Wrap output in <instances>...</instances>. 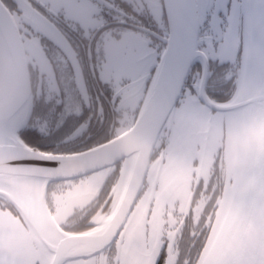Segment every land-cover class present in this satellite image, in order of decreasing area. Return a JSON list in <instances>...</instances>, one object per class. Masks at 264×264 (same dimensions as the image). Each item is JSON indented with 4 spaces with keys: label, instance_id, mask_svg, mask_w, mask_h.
<instances>
[{
    "label": "flooded vegetation",
    "instance_id": "af4514ba",
    "mask_svg": "<svg viewBox=\"0 0 264 264\" xmlns=\"http://www.w3.org/2000/svg\"><path fill=\"white\" fill-rule=\"evenodd\" d=\"M1 1L17 26L20 19L36 20L40 25L38 34L29 25V33L19 26L21 37L36 43L25 50L34 100L27 129L43 138L37 141L36 148L66 154L94 148L117 137L120 133L116 99L112 88L99 76L106 42L113 32H139L147 37L149 48L159 58L164 48L162 39L168 34L163 0ZM196 1L199 25L205 22L203 29L199 27L198 49L208 60L209 74L202 80L201 65H193L182 97L190 98L198 107L197 121L187 124L179 134L173 131L172 124H166L154 146L136 203L112 244L91 258L65 264H197L204 253L223 195L231 183L223 162L225 114L210 110L204 99L223 105L237 81L242 51V0ZM224 3L231 16L227 28L221 15L214 18L209 12L205 16L206 8L214 12L217 4ZM234 4L241 6L236 12L232 9ZM214 23L225 32V39L220 42L215 38ZM231 52L232 62L227 59ZM120 165L100 171L106 172L107 177L99 180L94 198L88 199L89 191L80 189L81 185L71 190L76 194L75 202L82 205L73 208L64 223L57 220L56 210L62 204L57 199L63 196V189L87 177L49 185L46 206L63 231H90L94 220L108 215L110 191ZM0 210L5 215L10 212L1 202ZM2 224L0 237L11 246L15 260L19 264H41L28 246L23 247V239L17 231H11L9 222Z\"/></svg>",
    "mask_w": 264,
    "mask_h": 264
},
{
    "label": "water",
    "instance_id": "95a60500",
    "mask_svg": "<svg viewBox=\"0 0 264 264\" xmlns=\"http://www.w3.org/2000/svg\"><path fill=\"white\" fill-rule=\"evenodd\" d=\"M241 5L242 51L235 93L223 105L204 99L210 110L225 114L223 162L231 183L201 264H264V0H242ZM163 7L168 30L165 48L134 124L107 143L62 155L32 149L19 137L32 114L31 79L19 28L0 0V199L23 222L25 246L41 264L91 258L112 244L136 203L153 147L178 105L190 68L201 65L202 80L209 74L208 60L198 50L196 0H163ZM227 122L236 123V150L228 144ZM120 163L109 216H100L91 223L93 229L80 234L57 227L46 206L49 185L88 177ZM35 182L44 185L37 202L26 188ZM15 259L0 241V264H19Z\"/></svg>",
    "mask_w": 264,
    "mask_h": 264
},
{
    "label": "rangeland",
    "instance_id": "374dc122",
    "mask_svg": "<svg viewBox=\"0 0 264 264\" xmlns=\"http://www.w3.org/2000/svg\"><path fill=\"white\" fill-rule=\"evenodd\" d=\"M18 25L22 27L24 26V33H29L28 25L36 32V34H38L37 31L40 29L39 22L36 20L31 21L28 19H20ZM34 38L37 37L35 36ZM148 43L149 41L147 37L143 34L127 31L122 32V34L111 33L109 43L106 42L104 66L100 69L99 76L104 84L106 82L108 86L112 88L113 96L116 99L115 107H117L116 110L119 117V133L128 130V128L134 123L138 108L140 107V102L145 97L144 91L147 85V78L150 76L151 70L158 64L157 52L150 49ZM35 45L36 43L33 42L31 38L26 39L24 36L23 47H25V50H29V46L33 47ZM233 57L234 52H231L227 57L228 61L232 62ZM70 104L72 105V103ZM178 104L179 105L175 108L167 123L168 127L173 125V131L177 134L181 133L187 124H192V122L197 121L198 118L197 114H195L198 107L193 105L190 98L182 97ZM71 108L74 109L76 113L79 112L75 106L73 107L72 105ZM234 119L235 117L232 120L234 121ZM227 126L229 128V133L231 134V140L228 144L233 150H236L239 148L237 144L238 133L236 123L227 122ZM117 175L118 174H116L115 177H117ZM106 177V172H100L79 181L77 185H72L67 187V189H63V196L57 199L58 202L60 201L62 203L60 204L62 209L59 207L56 210L57 220L60 223H64V221L69 218L71 210L82 205L75 202L76 194L71 192V190L76 186L81 185L80 189L88 190V199H92L96 196L95 189L99 186V180L103 178L105 179ZM111 199L112 192L110 194V202ZM222 208L220 218L225 212V207L223 206ZM9 217L10 216L7 215V218ZM96 217H98V214ZM7 222H9L11 226L20 230L15 218H11L7 220ZM217 226L218 224L215 229ZM214 235L215 234L213 233L209 236L206 249L208 248V245L212 243ZM202 256L203 254L197 260V264L202 263L201 261L204 258Z\"/></svg>",
    "mask_w": 264,
    "mask_h": 264
},
{
    "label": "snow or ice",
    "instance_id": "6c2138e0",
    "mask_svg": "<svg viewBox=\"0 0 264 264\" xmlns=\"http://www.w3.org/2000/svg\"><path fill=\"white\" fill-rule=\"evenodd\" d=\"M240 5L234 4L232 6V9L234 12L238 11V9L240 8ZM211 12V14L213 15V17L215 18L217 15H221L222 16V20L225 21L226 23H224V28H227L230 26L231 23V16H229V7L226 3L224 4H217L215 7V11L213 12L211 10V8H206L205 10V16L208 15V13ZM205 22L202 21L201 24L199 25V27L201 29L204 28ZM214 31H215V38L217 40V42L222 41L223 39H225V32L223 30V28L221 27H217L214 23L213 25Z\"/></svg>",
    "mask_w": 264,
    "mask_h": 264
},
{
    "label": "trees",
    "instance_id": "16d2710c",
    "mask_svg": "<svg viewBox=\"0 0 264 264\" xmlns=\"http://www.w3.org/2000/svg\"><path fill=\"white\" fill-rule=\"evenodd\" d=\"M233 93H234V91L232 90V93H231V95H230V97L229 98H231L232 96H233ZM228 98V99H229ZM34 108V107H33ZM32 108V114H31V118L33 117V109ZM19 133V136H20V138H21V140H23L24 141V143H26L28 146H30V147H37L36 146V144H38V142L37 141H41V140H43V138L42 137H39V136H37V134H36V132H34V131H32L31 129H27V127L26 128H24V129H22L20 132H18ZM61 148H63V147H61ZM77 151V150H76ZM44 152V151H43ZM59 153V152H58ZM71 153H73V152H71ZM3 201V200H2ZM3 202H5V201H3ZM14 233V232H13Z\"/></svg>",
    "mask_w": 264,
    "mask_h": 264
},
{
    "label": "bare ground",
    "instance_id": "6f19581e",
    "mask_svg": "<svg viewBox=\"0 0 264 264\" xmlns=\"http://www.w3.org/2000/svg\"><path fill=\"white\" fill-rule=\"evenodd\" d=\"M43 186L44 185L42 182H35V183L26 184V188L29 191L30 195L33 197L35 202H37V200L40 198V192H41Z\"/></svg>",
    "mask_w": 264,
    "mask_h": 264
}]
</instances>
